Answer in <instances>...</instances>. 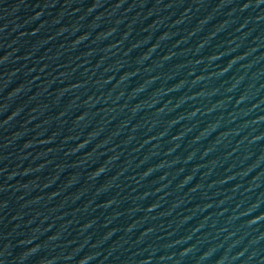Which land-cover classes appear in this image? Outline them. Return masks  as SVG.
I'll return each instance as SVG.
<instances>
[{"label":"water","instance_id":"1","mask_svg":"<svg viewBox=\"0 0 264 264\" xmlns=\"http://www.w3.org/2000/svg\"><path fill=\"white\" fill-rule=\"evenodd\" d=\"M0 264H264V0H0Z\"/></svg>","mask_w":264,"mask_h":264}]
</instances>
